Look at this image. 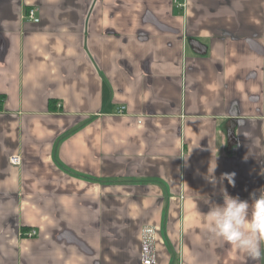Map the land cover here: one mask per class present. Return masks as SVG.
<instances>
[{"label": "crops", "instance_id": "crops-1", "mask_svg": "<svg viewBox=\"0 0 264 264\" xmlns=\"http://www.w3.org/2000/svg\"><path fill=\"white\" fill-rule=\"evenodd\" d=\"M224 191H264V0H0V264H141L145 227L264 264L209 232Z\"/></svg>", "mask_w": 264, "mask_h": 264}, {"label": "clouds", "instance_id": "clouds-1", "mask_svg": "<svg viewBox=\"0 0 264 264\" xmlns=\"http://www.w3.org/2000/svg\"><path fill=\"white\" fill-rule=\"evenodd\" d=\"M235 173H224L220 182L227 179L234 186ZM215 184V177L209 178ZM223 204L216 205L207 213L208 230L215 237L228 242L242 254L253 260L264 255V191L259 198L253 194V203L232 197L224 191Z\"/></svg>", "mask_w": 264, "mask_h": 264}, {"label": "built area", "instance_id": "built-area-1", "mask_svg": "<svg viewBox=\"0 0 264 264\" xmlns=\"http://www.w3.org/2000/svg\"><path fill=\"white\" fill-rule=\"evenodd\" d=\"M36 8L30 7L26 9L24 13V18L37 22L39 20L36 14ZM10 162L14 165H18L20 163V158L16 155L10 157ZM35 232L32 231L30 234H34ZM153 229L151 227H145L142 231V238H141V264H154V251H153Z\"/></svg>", "mask_w": 264, "mask_h": 264}]
</instances>
